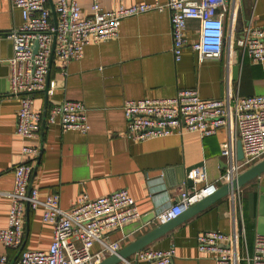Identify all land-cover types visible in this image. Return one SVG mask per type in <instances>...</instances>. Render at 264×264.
<instances>
[{"label": "crops", "instance_id": "obj_1", "mask_svg": "<svg viewBox=\"0 0 264 264\" xmlns=\"http://www.w3.org/2000/svg\"><path fill=\"white\" fill-rule=\"evenodd\" d=\"M166 1L100 0V4L105 10H114L121 4ZM238 1L245 23L248 20L264 26V0ZM80 6L84 14H91V0H80ZM21 22V12L11 0H0V192L13 187L14 167L21 159L22 146L38 144L40 155L33 163L30 184L38 188L41 198L59 193L61 207L69 209L81 194L97 198L122 188L129 190L141 217L123 230L108 234L111 240L125 237L122 247L156 227L158 212L187 189L182 182L186 168H201L206 182L218 180L229 161L230 140L226 127L211 136L185 132L132 140L127 133L124 102L147 97L171 98L185 88H196L205 99L222 98L228 91L240 97L264 95V63L253 64L236 40L220 57L202 61L188 44L181 60L176 61L169 10L148 11L122 19L118 37L87 45L83 57L68 64L66 76L59 73L53 62L50 80L54 86L48 94L47 109L65 100L82 101L90 130L62 131L58 125L46 123L39 140H25L16 132L19 99L10 93L8 63L13 55L8 35ZM199 35V20H188L189 40H197ZM235 65L239 66L237 79H234ZM45 99L44 92L36 94L35 107L43 112ZM259 186L264 190V174L241 190L245 238L242 235L238 241L239 264H247L243 258L247 251H252L258 235L257 220L249 215L248 192L257 193L258 198L264 192L259 191ZM9 207L10 200L0 194V229L8 224ZM240 214L239 209L237 216ZM24 216L23 250H48L53 225L43 221L41 209L27 208ZM233 228V205L227 197L148 246L160 249L174 246V264H219L215 255L199 251L197 238L205 231L229 233ZM98 248L96 244L94 250ZM3 252H8L11 259L19 253L6 250L0 243V253Z\"/></svg>", "mask_w": 264, "mask_h": 264}, {"label": "built area", "instance_id": "obj_2", "mask_svg": "<svg viewBox=\"0 0 264 264\" xmlns=\"http://www.w3.org/2000/svg\"><path fill=\"white\" fill-rule=\"evenodd\" d=\"M19 9L22 22L8 35L13 41V56L8 59L10 93L19 99L16 132L25 140H39L43 123L58 125L62 131L87 133L91 126L82 101L65 100L43 111L35 107L36 94L44 92L50 68L54 38V62L59 73L67 75L72 60L81 59L91 43L119 36L121 20L148 11L170 12L172 52L180 61L186 45L198 53L199 59L220 57L229 46V32L234 31L238 0H167L166 3L141 2L121 4L105 10L100 0H91L92 12L84 14L80 0H53L57 23L49 0H11ZM200 22V35L190 41L187 21ZM236 44L247 53L253 64L264 63V26L245 23ZM35 42L38 43L34 52ZM231 46V45H230ZM49 92L54 82L50 80ZM123 111L128 136L135 141L199 132L211 136L221 127L230 131L228 165L219 179L206 182L201 168L190 171L193 186L171 199L158 212L157 225L164 224L187 210L199 200L213 194L220 185L232 181L241 172L264 158V95L240 97L234 92L219 99L202 98L196 88L180 89L171 98L128 99ZM236 140H241L244 157L238 160ZM40 155L38 144L25 143L20 161L14 167L12 189L0 192L10 200L8 224L0 229V243L6 250L19 252L12 263L8 252L0 253V264H98L116 255L125 239L111 240L109 232L123 230L141 217V212L129 190L122 188L91 198L81 194L74 206L64 209L59 193L41 198L39 190L30 184L33 163ZM242 188L228 196L233 205L232 232L205 231L198 238L202 253L216 256L219 264H239L238 241L243 227ZM42 210V219L53 225V240L48 250H20L25 235V210ZM240 209V216H237ZM99 248L94 250V246ZM176 249L146 246L128 258L125 264H174ZM247 264H264V235H256L253 249L244 256Z\"/></svg>", "mask_w": 264, "mask_h": 264}, {"label": "water", "instance_id": "obj_3", "mask_svg": "<svg viewBox=\"0 0 264 264\" xmlns=\"http://www.w3.org/2000/svg\"><path fill=\"white\" fill-rule=\"evenodd\" d=\"M50 6L53 11V16H54V22L55 24L57 23V18H56V12L54 9V3L53 0H49ZM240 12H241V5H237L236 10H235V24H234V31L237 33L239 32V18H240ZM249 23V21L247 22ZM240 37H237L233 31L229 32V46L232 44L234 40H238ZM11 40V39H10ZM13 43V41H12ZM55 45H56V38H54V43H53V48H52V54H51V59H50V68H49V74L47 78V84L46 88L44 89L45 93V110L43 112L44 116L46 114L47 110V104H48V94H49V83H50V76H51V70L54 62V51H55ZM38 48V43L35 42L34 46V52L37 51ZM13 56V55H12ZM11 56V57H12ZM10 57V58H11ZM234 79H237V74L239 70V66L235 65L234 68ZM10 86V84H9ZM45 123H43V126ZM43 128V127H42ZM237 158L238 160L243 159L244 157V151H243V146L241 140H238L237 142ZM39 158V157H38ZM228 163L224 166V169L227 167ZM186 168L182 177V182H185L188 187L193 186V180L188 177V174L190 171L194 168ZM262 174H264V158L254 164L253 166L247 168L243 172H241L236 178H234L230 182L223 183L222 185L219 186V188L211 195L199 200L195 204L191 205L187 210H185L182 214L177 216L176 218L161 224L157 225L153 229L149 230L139 238L135 239L128 245L124 246L116 255L109 256L99 262L98 264H118L119 262L122 261L124 258L130 257L132 254L135 252L139 251L140 249L150 245L154 241L158 240L162 236L166 235L169 233L171 230H173L176 226L184 222L185 220L191 218L192 216L202 212L205 210L207 207L211 206L213 203L227 198L230 193L233 190H239L243 188L245 185L249 184L255 179H259ZM262 187L259 186V191H264L261 189ZM263 195L259 196L257 198V193L255 192H248V210H249V215L252 218H256L257 220V227H258V234L264 235V192ZM20 250H23V247L20 248Z\"/></svg>", "mask_w": 264, "mask_h": 264}, {"label": "rangeland", "instance_id": "obj_4", "mask_svg": "<svg viewBox=\"0 0 264 264\" xmlns=\"http://www.w3.org/2000/svg\"><path fill=\"white\" fill-rule=\"evenodd\" d=\"M238 22H239L238 24H239V30L240 31L237 32L236 36L237 37H241L242 36L241 31H242V29L244 27V24H245V19H244V16H243V10H242V8H241L240 18H239Z\"/></svg>", "mask_w": 264, "mask_h": 264}, {"label": "trees", "instance_id": "obj_5", "mask_svg": "<svg viewBox=\"0 0 264 264\" xmlns=\"http://www.w3.org/2000/svg\"><path fill=\"white\" fill-rule=\"evenodd\" d=\"M18 255H19V253L14 258L12 257V259H11L12 260V263L16 260V258H17ZM13 259H14V261H13Z\"/></svg>", "mask_w": 264, "mask_h": 264}, {"label": "flooded vegetation", "instance_id": "obj_6", "mask_svg": "<svg viewBox=\"0 0 264 264\" xmlns=\"http://www.w3.org/2000/svg\"><path fill=\"white\" fill-rule=\"evenodd\" d=\"M248 22V20L246 21V23ZM249 23H251V21H249ZM249 23H247V24H249Z\"/></svg>", "mask_w": 264, "mask_h": 264}]
</instances>
